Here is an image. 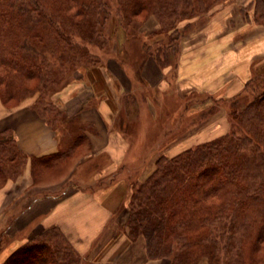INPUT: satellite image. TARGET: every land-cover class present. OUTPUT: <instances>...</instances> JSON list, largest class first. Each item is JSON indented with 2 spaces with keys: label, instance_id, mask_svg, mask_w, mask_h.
Wrapping results in <instances>:
<instances>
[{
  "label": "trees",
  "instance_id": "1",
  "mask_svg": "<svg viewBox=\"0 0 264 264\" xmlns=\"http://www.w3.org/2000/svg\"><path fill=\"white\" fill-rule=\"evenodd\" d=\"M227 2L0 0L2 106L16 108L25 97L36 94L32 109L59 131L65 121L72 133L67 148L29 156L12 130H2L0 188L15 180L28 160L33 185L41 186V177L57 172L86 147L87 127L67 119L52 97L67 83L60 79L65 66L102 65L92 48L103 50L110 43L111 36L105 32L109 22L130 36L153 19L156 26L144 36L142 50L144 57L152 56L166 69L180 56L183 36ZM245 7H252L254 14L261 10L254 21L264 22V0H250ZM244 13L249 21L248 11ZM252 76L243 90L221 101L213 94L199 97L200 93L192 92L189 101L211 97L216 104L221 102L229 132L172 157L160 155L153 172L132 183L126 231L132 241L145 240L149 259L163 258L169 264H264V66ZM2 238L0 231V254L11 245V241L2 245ZM0 264L91 263L53 225L14 247Z\"/></svg>",
  "mask_w": 264,
  "mask_h": 264
},
{
  "label": "crops",
  "instance_id": "2",
  "mask_svg": "<svg viewBox=\"0 0 264 264\" xmlns=\"http://www.w3.org/2000/svg\"><path fill=\"white\" fill-rule=\"evenodd\" d=\"M208 20L183 36L180 56L166 69L152 56L144 57L139 68L133 65L136 77L132 67L125 69L117 62V56H107L101 66L82 68L74 79L75 87L63 88L67 94L60 99L65 116L87 127L86 150L69 171L89 168L95 173L80 177L84 182L78 176H74L76 181L66 175L34 186L28 160L17 178L0 188V224L12 230V234L6 233L11 245L18 243L19 237L26 241L55 225L87 263L169 264L163 258L148 259L145 240L139 237L132 241L127 235L126 208L133 181L125 169L137 154L142 155L140 143L149 133L154 141L164 132L158 118L162 119L165 94L180 100H187L192 92L200 93L199 97L225 96L226 92L234 95L244 80L264 65L263 32L239 43L229 26L230 16ZM146 89L160 93L156 104L137 95ZM129 93L132 97L124 100ZM135 123L136 130L131 128ZM4 129L13 131L18 146L29 156L50 154L63 147L60 131L47 124L31 103H20L13 109L0 106V132ZM138 129L147 135L135 137L133 132ZM145 170L142 166L139 175ZM102 178L105 181L99 185Z\"/></svg>",
  "mask_w": 264,
  "mask_h": 264
},
{
  "label": "rangeland",
  "instance_id": "3",
  "mask_svg": "<svg viewBox=\"0 0 264 264\" xmlns=\"http://www.w3.org/2000/svg\"><path fill=\"white\" fill-rule=\"evenodd\" d=\"M250 0H228V2L225 4V8L214 12L209 19L215 20V19H220L225 14L227 16H230L232 21H229V26L232 29L233 32L237 33V36L235 37L239 43L242 42H247L251 41L252 38L255 37L258 33H264V22L260 20V23L255 22V16L259 14L261 10H258L257 14H254L253 8L252 7H245ZM252 1V0H251ZM245 7V9H242ZM222 11V12H221ZM244 11H248L250 20L248 21V18L245 16ZM224 15L222 16V14ZM204 17L201 18L200 21H203ZM209 21V20H206ZM110 24L106 27L105 32L111 36L110 38V43L105 49L98 50L97 48H92V50L97 53L99 56H101L102 60L107 57V56H117L118 58L116 59L118 63H121L123 67L126 69L129 65L132 67L133 71H135V67L131 65H135L137 68H139L140 63L142 59L144 58V53L142 50V42L144 40V36L148 34L155 26V22L153 19L148 20L146 23H144L142 26L137 28V30L133 31V34H130V36H127L124 31L117 25L116 23L109 22ZM244 25V27H243ZM115 27V32H112V29ZM200 27V26H199ZM164 41V38H163ZM255 42V41H254ZM48 58H51L50 56H47ZM132 60H130V58ZM135 58V59H134ZM264 65H262L260 68H263ZM64 72L60 73V79L64 80V82H67L65 87H75L74 79L79 76V72L82 70L81 67H75L73 69H70L68 66H65L62 68ZM260 70L255 71V73H259ZM136 75V73L134 72ZM260 75V74H259ZM259 75H256L259 77ZM137 77V75H136ZM253 79V76L251 75L250 77ZM243 87L241 90L244 89L245 84L247 83V79L244 80L243 82ZM138 89H136L137 91ZM239 90V91H241ZM163 91V89H162ZM152 93L151 90L148 91V89L141 90L137 93V95L144 96V98L149 102L150 104H156L157 100L160 99L158 95L160 93H157V91H153ZM67 94L65 89H59L55 94L53 95L52 99L54 104H56L57 107H62V100L60 99L63 94ZM235 93V92H234ZM238 93V92H237ZM236 93V94H237ZM192 94V93H191ZM190 94V96H191ZM226 95L224 96L217 94L216 100H222L224 98H228L230 95L233 96L230 92H226ZM133 95V94H132ZM131 93H129L125 98H131L132 97ZM216 95V94H215ZM235 95V94H234ZM36 98L35 95L27 96L25 97L21 103H32ZM181 98V97H180ZM190 98V97H188ZM230 98V97H229ZM182 100L178 99L177 97L174 96V94H165L164 95V109L162 112L161 109V120L158 118V122H163V131L165 132H159V137L158 139H155L154 141H151V138L153 137L152 133H149V135L146 134V132L143 130L140 132V129H138L136 132H133L135 134V137H142L147 135L146 139L144 141H141L140 143V152L141 156L137 154V157L135 160H133L132 165H129V167H126V171L128 176L132 179V183L138 182V181H143L148 175H150L154 168H155V162L156 159L160 155H166L168 157H172L179 153L180 151L187 149V148H192L198 144L204 143L206 141H209L215 137L221 136L230 130L229 122H228V117L226 115L225 108L221 106V102L215 103L213 98L209 97L206 100H201V98H192L187 99L184 101V98H181ZM0 106L1 102H0ZM5 109V108H4ZM159 112V110H158ZM173 113V114H172ZM172 114V115H171ZM160 115V113H159ZM134 122V121H133ZM57 124V123H56ZM66 122H62L61 124V129L60 133L61 136L64 137L62 140V148L65 149L69 146L70 144V139L72 133L70 130H67L66 128H69L67 125L65 127ZM136 130L138 128L137 124H133L131 128ZM199 136H198V135ZM195 135L196 138H193ZM190 138V139H189ZM173 149L168 150L171 146ZM86 148H82L81 152L76 154V156L68 160L65 164H63L60 169L57 172L50 171L49 175L41 177L40 180L38 181L39 184L41 185H47L50 183H53L55 181H59L62 179L64 176L68 175L67 177L72 179V180H77L74 178V176H78L80 179L83 178L84 176H91L93 172L88 171L89 168L82 173L81 169L76 170V172L69 171L72 169L73 165L75 164V161L81 157ZM147 152V153H146ZM147 155H144V154ZM144 155V156H143ZM139 159V160H137ZM143 166V169L147 167V170H145L142 174V176L139 175V172ZM128 168H130L128 170ZM69 173V174H68ZM95 173V172H94ZM93 173V174H94ZM73 176V177H72ZM81 180V179H80ZM84 179L81 180V182ZM104 179L99 180V185H102L104 183ZM10 224V223H9ZM0 224V231L4 234L5 238L3 239V244H7L10 240L11 237H8L6 234L7 232L9 234H12V230H7V227L2 228ZM7 230V231H6ZM14 233V232H13ZM18 243L12 244L6 248V252L4 254H0V263L5 259V257L14 249V247H17L19 244L22 242H25L21 237L18 239ZM28 240V239H27ZM26 240V241H27ZM3 256V257H2ZM149 259V258H148Z\"/></svg>",
  "mask_w": 264,
  "mask_h": 264
}]
</instances>
